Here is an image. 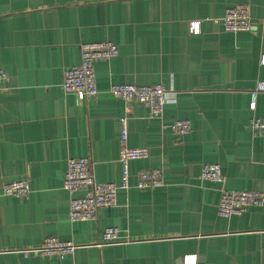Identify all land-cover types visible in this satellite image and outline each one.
Returning a JSON list of instances; mask_svg holds the SVG:
<instances>
[{
	"label": "crops",
	"instance_id": "crops-1",
	"mask_svg": "<svg viewBox=\"0 0 264 264\" xmlns=\"http://www.w3.org/2000/svg\"><path fill=\"white\" fill-rule=\"evenodd\" d=\"M249 6L252 31L226 32L213 18ZM200 21V33L188 23ZM112 41L118 55L95 63L99 90L79 100L61 87L65 69L80 61L84 42ZM264 0H0V264H264V205L240 215L217 214L222 185L199 179L215 162L223 187L264 192V137L249 127L264 118ZM173 90L160 115L133 103L128 145L149 155L129 164L130 188L94 220L71 222L63 188L69 157H88L98 182L119 183V118L126 103L112 84ZM177 119L190 122L173 134ZM159 167L163 185L141 190L137 173ZM27 179L18 198L2 185ZM77 194V193H76ZM80 194V193H78ZM120 242L101 244L106 227ZM46 237L73 241L62 259L19 251Z\"/></svg>",
	"mask_w": 264,
	"mask_h": 264
},
{
	"label": "built area",
	"instance_id": "built-area-1",
	"mask_svg": "<svg viewBox=\"0 0 264 264\" xmlns=\"http://www.w3.org/2000/svg\"><path fill=\"white\" fill-rule=\"evenodd\" d=\"M212 20L214 23H219L226 32L231 33L252 31L255 27L250 16L249 6L244 3L227 7L221 17H215ZM188 26L191 33H200L199 20L190 21ZM79 49L80 61L65 69L61 87L64 93H73L79 100L95 98L99 93L95 79V63L116 57L119 52L118 47L112 41H98L81 43ZM259 63L264 65V53L261 54ZM8 80L7 72L0 68V83H5ZM260 92H264V80L258 79L250 91V109H255L256 97ZM110 93L115 98L123 100L127 107L126 113L119 118L118 162L121 168V179L119 183L98 182L94 177L92 163L88 157H69L66 162L63 188L71 196L68 209V218L71 222L94 220L100 208L115 206L117 192L119 190L127 191L130 188V162L148 157L149 152L146 147L128 145L129 131L126 114L129 106L138 103L147 108L152 115H160L167 101L173 97L174 91L167 89L161 83L152 85L118 83L111 85ZM249 127L264 137V118H251ZM170 128L173 134L184 136L190 130V122L177 119L171 123ZM199 179L222 185L219 189L220 197L217 205V214L221 217L240 215L250 206L264 205L263 191L232 190L223 187L224 176L218 163H204ZM161 185H163L161 168L154 167L138 171L137 188L144 190ZM1 190L5 195L26 198L30 193V186L27 179H17L3 184ZM101 239V244L120 242V229L114 226L106 227L102 231ZM76 248L77 244L73 241L46 237L39 245L23 248L19 252L24 257L35 254L62 259L71 255ZM183 264H195V256H184Z\"/></svg>",
	"mask_w": 264,
	"mask_h": 264
}]
</instances>
